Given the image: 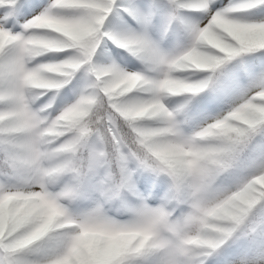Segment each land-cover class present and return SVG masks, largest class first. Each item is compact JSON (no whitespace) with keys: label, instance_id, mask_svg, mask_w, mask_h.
I'll list each match as a JSON object with an SVG mask.
<instances>
[{"label":"snow or ice","instance_id":"1","mask_svg":"<svg viewBox=\"0 0 264 264\" xmlns=\"http://www.w3.org/2000/svg\"><path fill=\"white\" fill-rule=\"evenodd\" d=\"M0 264H264V0H0Z\"/></svg>","mask_w":264,"mask_h":264}]
</instances>
